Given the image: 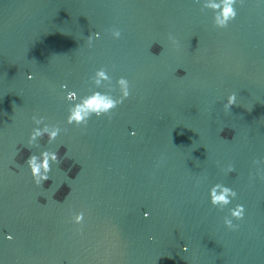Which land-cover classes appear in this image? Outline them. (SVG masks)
<instances>
[{"label": "water", "instance_id": "1", "mask_svg": "<svg viewBox=\"0 0 264 264\" xmlns=\"http://www.w3.org/2000/svg\"><path fill=\"white\" fill-rule=\"evenodd\" d=\"M237 10L219 29L196 0H0L3 264H264V4ZM100 68L130 97L68 125L61 85L87 95ZM34 115L63 129L56 141L28 148ZM44 150L62 159L37 186L26 160ZM216 183L238 194L222 210Z\"/></svg>", "mask_w": 264, "mask_h": 264}, {"label": "clouds", "instance_id": "2", "mask_svg": "<svg viewBox=\"0 0 264 264\" xmlns=\"http://www.w3.org/2000/svg\"><path fill=\"white\" fill-rule=\"evenodd\" d=\"M201 6V11H211L213 24L216 28L224 29L229 26L231 22L236 20L238 16L237 6L242 5L245 0H196ZM257 3L264 4V0H257ZM113 38L119 39L121 37V31L119 29H113L111 32ZM102 38V34L97 31L91 33L86 39L89 46L93 44L95 40ZM169 40L176 43L175 38L169 35ZM29 80L34 79L33 74H28ZM91 83L94 86L89 94L80 95L78 91H68L67 84L61 85V89L66 92L65 99L69 102L68 114L66 123L76 127H86L88 122L93 118L110 117L111 113L124 103L131 95L130 82L126 77H120L116 80V85L119 88V95L115 96L112 92L115 90L111 87L112 76L104 68L98 69L95 74L90 78ZM107 90H104L105 87ZM237 104V94L231 93L227 97V101L224 104L225 111H230L233 105ZM34 127L28 138V148L33 146L39 147L38 141L47 138V143L51 144L57 140L62 132V128L59 125L49 124L45 121L44 117H32ZM133 136L136 133H131ZM18 155V152H17ZM61 157L58 151L44 150L39 155L32 154L27 160V167L30 169L33 181L37 186L43 185V183L50 179V173L52 171V164H59ZM259 163V161H254ZM235 171V167L229 164L226 168L227 173ZM237 192L222 183H216L212 185L208 191L209 202L213 208L224 209L232 204L233 200L237 198ZM246 209L243 204H236L235 207L229 208V215L224 218V225L230 230H237L239 225L233 223V221L243 220L245 217ZM144 217L147 219L150 217L149 212L144 213ZM84 213L79 212L73 215L72 222L76 225H82L84 223ZM4 238L8 241L14 240V236L11 233L4 235ZM149 239H155V237H149ZM184 251L187 252L188 248L185 246ZM0 264L3 261L0 260Z\"/></svg>", "mask_w": 264, "mask_h": 264}]
</instances>
